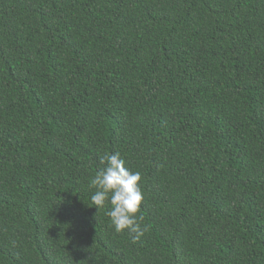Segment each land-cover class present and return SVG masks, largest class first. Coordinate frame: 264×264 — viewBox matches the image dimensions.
Returning a JSON list of instances; mask_svg holds the SVG:
<instances>
[{
    "label": "trees",
    "instance_id": "trees-1",
    "mask_svg": "<svg viewBox=\"0 0 264 264\" xmlns=\"http://www.w3.org/2000/svg\"><path fill=\"white\" fill-rule=\"evenodd\" d=\"M0 264H264V0H0Z\"/></svg>",
    "mask_w": 264,
    "mask_h": 264
},
{
    "label": "clouds",
    "instance_id": "clouds-1",
    "mask_svg": "<svg viewBox=\"0 0 264 264\" xmlns=\"http://www.w3.org/2000/svg\"><path fill=\"white\" fill-rule=\"evenodd\" d=\"M100 163L103 168L89 178V186L95 189L91 202L98 212L107 202L110 207L105 214L110 218V226L116 233L127 229L134 234L132 240L135 243L148 231L142 223L143 216L138 215L144 199L141 173L130 171L119 153H105Z\"/></svg>",
    "mask_w": 264,
    "mask_h": 264
}]
</instances>
